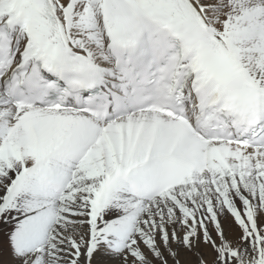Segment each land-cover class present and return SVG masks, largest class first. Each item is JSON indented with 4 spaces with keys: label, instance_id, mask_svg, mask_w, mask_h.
Here are the masks:
<instances>
[{
    "label": "snow or ice",
    "instance_id": "obj_1",
    "mask_svg": "<svg viewBox=\"0 0 264 264\" xmlns=\"http://www.w3.org/2000/svg\"><path fill=\"white\" fill-rule=\"evenodd\" d=\"M0 264H264V0H0Z\"/></svg>",
    "mask_w": 264,
    "mask_h": 264
}]
</instances>
